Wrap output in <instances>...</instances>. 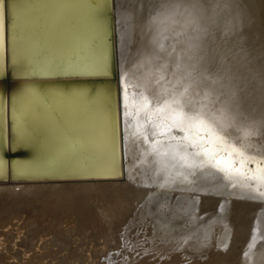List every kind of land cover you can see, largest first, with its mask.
<instances>
[{
	"label": "bare ground",
	"instance_id": "6f19581e",
	"mask_svg": "<svg viewBox=\"0 0 264 264\" xmlns=\"http://www.w3.org/2000/svg\"><path fill=\"white\" fill-rule=\"evenodd\" d=\"M148 2L132 33L136 0H0V192L112 188L150 210L168 246L197 249L191 264H264V163L246 159L264 157V0ZM16 198H3L17 205L1 229L40 238ZM78 198L73 217L90 220L95 207ZM2 245L0 264H56L39 245L19 258Z\"/></svg>",
	"mask_w": 264,
	"mask_h": 264
},
{
	"label": "rangeland",
	"instance_id": "374dc122",
	"mask_svg": "<svg viewBox=\"0 0 264 264\" xmlns=\"http://www.w3.org/2000/svg\"><path fill=\"white\" fill-rule=\"evenodd\" d=\"M146 1V2H145ZM149 0H136V6H135V11H134V14H133V16L128 20V21H130L131 23L134 21V27H132L133 29H131V32L132 33H136V31H138V29L137 28H139V25H140V21H141V15H143V13L147 10V8L151 5V3H149L148 2ZM144 2V3H143ZM140 4H142L141 6H140ZM147 4V5H146ZM148 4H149V6H148ZM140 6V8H138ZM145 6V7H144ZM141 9V10H140ZM146 9V10H145ZM139 10V11H138ZM140 12V13H139ZM142 12V13H141ZM135 15V16H134ZM140 18H139V17ZM133 19V20H132ZM137 19H139V20H137ZM138 22H137V21ZM129 23V22H128ZM138 23V24H137ZM130 24V23H129ZM137 24V25H136ZM136 25V26H135ZM137 29V30H136ZM242 37V36H241ZM240 37V38H241ZM239 38V39H240ZM242 39V40H241ZM240 39V41L241 42H243L244 43V39H245V37H242ZM244 40V41H243ZM236 41V43L240 46V44H242L241 45V47L243 46V43H241V42H239V41H237V40H235ZM129 41L127 40V42H126V44L128 43ZM248 44H249V49H250V51L251 50H256L257 49V51H260L261 49H259V48H256L253 44H252V48H250V44L251 43H249V41L247 42ZM247 46V47H246ZM246 46H244V47H246V48H248V45H246ZM243 47V48H244ZM259 49V50H258ZM262 52L264 53V51L262 50ZM262 52L260 53V52H257L258 54H261V56L263 55L262 54ZM253 53V52H252ZM256 53V52H255ZM254 54V55H256L257 57H258V59H260V57L258 56V54ZM264 56V55H263ZM264 58V57H263ZM263 58H261L262 59V61H264V59ZM230 74H232V72L230 73ZM232 76H234V77H236L235 76V74L234 75H232ZM253 137H255V139L256 138H259L260 136H258V135H255V136H253ZM261 138V137H260ZM236 140H237V142H238V144L241 146V145H244L243 143V141H242V139L240 138V139H238V138H236ZM222 151H223V149H221ZM249 153L250 154H248L247 155V163H249L250 165H253L252 163H253V160H255V161H257V160H260V162H262V163H264V157H262V155H261V152L259 151V149H249ZM250 159V160H249ZM244 163H246V161H244ZM144 184V183H143ZM88 186V187H87ZM139 186H142V189H139L140 191L141 190H143V189H146L147 188V186L146 185H139ZM78 187V186H77ZM82 187V188H81ZM84 187V188H83ZM92 187V188H91ZM99 187V188H98ZM101 186H98V185H82V186H80V187H78V190H77V188L76 187H72V190H71V188H68V189H70V190H68L67 188H58L57 186H55V187H53L52 189H51V187L48 189V188H46V187H43V188H39L40 189V191L38 190V189H33V188H31L30 190L28 189H16V188H12V189H14V190H12V189H10V191H4L5 193H7V194H9V195H7V194H5V197H8V196H10V195H12V196H15V197H17L16 198V200H18V201H20L21 203H23L24 204V206H27V207H25L24 209H26V210H30L31 211V213H32V215H31V213H30V215L31 216H37L38 217V226L40 227L41 226V228H40V234L41 235H39L40 236V238L39 237H37L38 236V234H39V231H38V233H36L35 235H31L29 232H28V230H30V229H28L27 228V231H26V228H24V227H21V229L19 230L18 229V231H17V233H16V237L14 236V233H12V234H9L8 232V234L7 233H5L4 231H3V229H1V227H0V231L2 230V232H0V234L2 235H0V243H2L3 245V248H2V251H5L4 253H6V252H8V254H12V253H15V254H17L18 256V258H19V256L20 257H22L21 255L25 252H23V250L26 248V250L28 251V252H32L33 250H34V245H35V247H37V245H39V246H41V248L40 249H42L43 250V252H44V250H45V255H46V257H48L47 259L49 260V258H51L52 259V257H50V253H51V255L53 256V254H54V256L56 257L55 258V263L56 264H184V263H186V264H191V259L195 256V254H196V252H197V249H193V248H191V249H189V247H185L184 246V248H182L183 246H179V245H175L174 244V246L172 247V245H173V243H169V245L170 246H168V242H167V239H166V241L164 240V234L162 235V230H163V227H162V230H161V232H159V233H161V234H159L158 233V231L159 230H157V229H155V231L157 232V234H159V235H157L156 233H155V235H157L158 237H156L155 235H154V231H153V229L156 227L157 228V226L159 225L160 227H161V225L160 224H158L157 223V221L154 219L155 217L152 215V214H150L149 212H150V210L149 209H146L142 204H141V206H140V203H138V202H131L132 204H130V202H126V201H122V198H120L119 196H118V194H116L117 192H113L114 190L112 189V188H109V190L111 189V191H109V192H111L110 194H106V193H104V192H106V190L105 191H103L101 188H100ZM46 188V189H45ZM81 188V189H80ZM87 188H91L90 190L89 189H87ZM103 189H105V187H102ZM16 189V190H15ZM34 191H33V190ZM43 189V190H42ZM59 189V190H58ZM67 189V190H66ZM101 189V190H100ZM46 190V191H45ZM64 190V191H63ZM75 190V191H74ZM96 190V191H95ZM19 191V192H18ZM33 191V192H32ZM35 191H37V192H35ZM56 191V192H55ZM81 191V192H80ZM102 191H103V193H102ZM4 192H3V194H1L2 192H0V215L3 213V211H4V214H8L10 211H12L11 210V208L12 209H16V205L17 204H15L14 205V202H12V201H10V199L8 200H6V199H3V198H5L4 197ZM67 192V193H66ZM72 192V193H71ZM108 192V191H107ZM108 192V193H109ZM41 193V194H40ZM45 194V196H44V194ZM65 193V194H64ZM92 193V194H91ZM95 193V194H94ZM17 194V195H16ZM72 194V195H71ZM80 194H82L83 196H85V198L86 199H84V197H82V195H80ZM2 195V196H1ZM7 195V196H6ZM20 195V196H19ZM41 195V196H40ZM74 195H77V197L75 198V196ZM78 195H80V197L78 196ZM99 195V196H98ZM19 196V197H18ZM65 196V197H64ZM72 196V197H71ZM3 197V198H2ZM44 197H46V198H44ZM83 198L84 199V202L86 203V205H88L87 203H91L92 205H93V207H95L93 210H95V211H93V215H97V216H93L92 215V213H90V220H89V218L88 219H86V218H84V216L85 215H83L82 216V214H78L77 216H76V213H75V217H73V214H74V212H73V206L71 207V205H73L74 204V201H73V199H75V200H77V198ZM97 197V198H96ZM1 198H2V200H1ZM73 198V199H72ZM78 198V199H79ZM94 198H95V200H94ZM112 198V199H111ZM116 198V199H115ZM49 199H51V200H49ZM80 199V200H81ZM56 200H58V201H56ZM87 200V201H86ZM95 201V202H92V201ZM115 200V201H114ZM120 200V201H119ZM4 201V202H3ZM29 201V202H28ZM48 201V202H47ZM50 201V202H49ZM111 201V202H110ZM135 201H136V199H135ZM12 202V203H11ZM47 202V203H46ZM73 202V203H72ZM30 203V204H29ZM56 203V204H55ZM71 205H70V204ZM82 203H83V200H82ZM89 203V204H90ZM99 203V204H98ZM110 203V204H109ZM113 203V204H112ZM114 203H115V205H114ZM139 205H137V204ZM41 204V205H40ZM48 204H50L49 205V207H48ZM54 205V208H53V206L52 205ZM84 204V203H83ZM129 204V205H128ZM134 204V207L132 206ZM57 205V206H56ZM116 205H118L117 207H116ZM12 206V207H11ZM50 206H51V208L54 210L55 208L57 209L58 207V209L57 210H55V212H49V211H52V209L50 210ZM56 206V207H55ZM129 206V207H128ZM18 207V206H17ZM47 207V208H46ZM113 207V208H112ZM122 207V208H121ZM126 207V208H125ZM131 207H133V208H131ZM142 207V208H141ZM36 208H38V209H36ZM128 208V209H127ZM144 208V209H143ZM45 209H47V211H44ZM49 209V210H48ZM71 209V210H70ZM134 210V211H131V210ZM135 209H136V211H135ZM143 209V210H142ZM241 210L242 209H244V208H240ZM240 209H239V212H241L240 211ZM257 209H260V207H257ZM257 209L255 210V212L257 213ZM39 210V211H38ZM115 210V212L113 213L112 211H114ZM122 210V211H121ZM166 209H159V211H158V213H161V212H163L164 213V211H165ZM59 211H61V214L59 213ZM91 211V212H92ZM98 211V212H97ZM119 211H121V213L119 214ZM129 211V212H128ZM130 211L131 212H135V214L134 213H131V214H134V215H136L135 217V219L132 217V216H134V215H132L131 216V214H129L130 216H127V214L128 213H130ZM259 211V210H258ZM6 212V213H5ZM69 212H71V213H69ZM97 212V213H96ZM116 212H117V214H116ZM122 212H125V213H122ZM245 212V211H244ZM243 212V213H244ZM46 213V214H45ZM54 213V214H53ZM58 213H59V215H58ZM66 213V214H65ZM99 213V214H98ZM111 213V214H110ZM142 213V214H141ZM242 213V212H241ZM259 213V212H258ZM38 214V215H37ZM48 214H50V217H47V216H49ZM122 214V215H121ZM124 214V215H123ZM125 214H126V216H125ZM43 215V216H42ZM63 217H62V216ZM108 215V216H107ZM117 215V216H116ZM122 217H121V216ZM143 215V216H142ZM35 216V217H36ZM67 216V217H66ZM69 216V217H68ZM125 218H124V217ZM78 217H80L79 219H77ZM95 219H94V218ZM119 217L120 218H122L123 220L125 219V221H123L122 219H119ZM46 220H45V219ZM62 218V219H61ZM65 218V220H63ZM67 218H69V220H70V218L73 220L72 221V223H70V221L67 219ZM100 218V219H99ZM128 218H133L132 219V221L130 222V219H128ZM139 218H143V219H145L144 221L143 220H139ZM67 219V220H66ZM84 219V221H82ZM93 219H94V221H95V223L93 222ZM106 219V220H105ZM119 219V220H118ZM129 221H128V220ZM152 219V220H151ZM45 220V221H44ZM80 220V221H79ZM122 221L121 223L119 222V221ZM126 220H127V222H126ZM153 222L154 220L156 221H154V223H149V222H151V221ZM64 221V222H63ZM69 221V222H68ZM77 221V222H76ZM100 221H102V222H100ZM133 221H136V222H133ZM139 221L141 222V223H143V222H145V228L146 229H150V226H151V228H152V230L150 229V230H147V233L149 232V233H151V232H153V235L156 237V240H154V241H157V242H155L154 243V241L152 240V239H155L154 238V236L152 235V234H147L146 233V229L144 228V226H143V228H142V225L139 223ZM23 222V218L21 219V220H19V224H21ZM39 222H41V224L39 223ZM75 222V223H74ZM88 222V223H87ZM119 222V223H118ZM127 223L126 225H129V226H126L125 225V223ZM146 222H147V224L149 225H146ZM57 223V224H56ZM69 223H70V225H69ZM131 223H132V225H133V223H134V227L132 226V227H130V225H131ZM136 223H137V225H136ZM54 224V225H53ZM63 224H65L64 226H63ZM67 224H68V226H67ZM77 224H79L78 225V229L76 228V226H77ZM92 224V225H91ZM102 224V225H101ZM119 224V225H118ZM126 228V229H128V231L130 232H128V233H124L125 235L122 237L121 235L123 234V232H126L127 230L126 229H124V227L122 226V225ZM151 224H158V225H156L155 227L153 226V225H151ZM222 224V223H221ZM53 225V226H52ZM84 225V226H83ZM94 225V226H93ZM138 225H141V226H138ZM223 226H220V228H222V229H224L225 228V226H226V224L224 225V224H222ZM72 226V227H71ZM74 226V227H73ZM101 226H103V227H101ZM148 226V227H147ZM159 226H158V228H159ZM45 227V228H44ZM52 227V228H51ZM85 227H86V229H85ZM91 228L90 230H89V228ZM97 227V228H96ZM129 227V228H128ZM140 227V228H139ZM154 227V228H153ZM51 228V229H50ZM76 228V229H75ZM100 230H99V229ZM103 228V229H102ZM107 228V229H106ZM135 228V229H134ZM138 228L140 229V231L138 230ZM25 229V230H24ZM53 229V230H52ZM70 229V230H69ZM88 229V231H90V232H86V230ZM113 229H114V231H113ZM121 229V230H120ZM123 229H124V231H123ZM142 229V230H141ZM160 229V228H159ZM221 229V230H222ZM5 230V229H4ZM42 230V231H41ZM52 230V231H51ZM61 230V231H60ZM78 230H81L80 232L78 231ZM92 230V231H91ZM104 230V231H103ZM123 231L122 232V234H121V232L120 231ZM126 230V231H125ZM145 230V231H144ZM45 231V233H47L45 236L43 235V233L42 232H44ZM64 231V232H63ZM111 231H113V232H111ZM4 232V233H3ZM20 232V233H19ZM76 234H75V233ZM102 232H103V235H102ZM138 232H140V233H138ZM143 232H145V233H143ZM23 233V234H22ZM24 233H26L25 235H24ZM28 233H29V235H28ZM49 233H50V235H49ZM51 233L53 234L52 236H51ZM63 233H64V235H63ZM88 233V234H87ZM108 233H110V234H108ZM134 233H137L138 235H136V234H134ZM4 234H6V235H4ZM22 234V235H21ZM78 234V235H77ZM119 234V235H118ZM128 234L130 235V234H132V235H130V238H129V236H128ZM134 234V235H133ZM142 234H143V236H142ZM10 235V236H9ZM21 235V236H20ZM28 235V236H27ZM51 236V238H48L49 236ZM96 235H97V237H96ZM99 235L101 236L100 238H99ZM106 235V236H105ZM108 235V236H107ZM148 235L150 236H153V237H151V239H150V237H149V239H148ZM18 236V237H17ZM22 236H24L23 238H20V237H22ZM32 236V237H31ZM58 236V237H57ZM61 238H60V237ZM74 236V239L72 238ZM93 236H94V238H93ZM121 236V237H120ZM125 236H127L128 237V239H127V237H125ZM133 236V237H132ZM162 237V239L161 240H159V238L160 237ZM44 237H46V239H44ZM106 239V237H107V239L105 240L106 242L104 243V238ZM118 237V238H117ZM125 237V238H124ZM143 237V238H142ZM2 238H4V239H2ZM9 238H15V239H12L11 241H9L10 239ZM32 238V242H30V239ZM40 240H39V239ZM41 238H43V239H41ZM48 238V239H47ZM67 238V239H66ZM73 240H72V239ZM97 238V239H96ZM131 238H132V240H131ZM65 239V240H64ZM86 239V240H85ZM109 239V240H108ZM125 239V240H124ZM127 239V240H126ZM149 241H148V240ZM3 240V241H2ZM18 240H20V241H18ZM43 240V241H42ZM46 240H48V241H46ZM91 240H94V241H90ZM101 240L103 241L102 243L104 244H102V243H100L101 242ZM108 240V241H107ZM126 241V242H124L123 243V241ZM135 240V241H134ZM144 240H146L145 242H144ZM164 240V241H163ZM14 241H16V242H14ZM42 241V242H41ZM56 241H57V243H56ZM84 241H86V242H84ZM100 241V242H99ZM109 241H110V243H109ZM132 241V242H131ZM133 241L135 242V245H136V243L138 244V242H140L139 243V245L140 244H142V245H144V247H146V248H144V247H142V245L141 246H138V245H136V246H138V247H141V248H138L137 250H136V247H132L131 245H133L134 243H133ZM138 241V242H137ZM142 241V242H141ZM162 241V242H161ZM9 242H10V245H9ZM39 242H41V243H39ZM50 242V243H49ZM71 242V243H70ZM88 242H89V244H91V248L90 247H87L88 246ZM95 242V243H94ZM133 243V244H130V243ZM152 242L154 243V244H152ZM165 242V243H164ZM101 245H100V244ZM129 245H128V244ZM11 244L13 245V247H11ZM21 244V245H20ZM57 244V245H56ZM85 244V245H84ZM93 244V245H92ZM96 244H98V246L96 245ZM148 245V246H145V245ZM161 244V245H160ZM167 244V245H166ZM48 245V246H47ZM50 245V246H49ZM56 245V246H55ZM87 245V246H86ZM100 245V246H99ZM166 245V246H165ZM17 246H19L18 248H16ZM21 246H22V248H21ZM53 246V247H52ZM55 246V247H54ZM90 246V245H89ZM92 246L94 247V248H92ZM96 246V247H95ZM134 246V245H133ZM167 246H168V248H167ZM57 247V248H56ZM98 247V248H97ZM101 247V248H100ZM178 247V248H177ZM24 248V249H23ZM95 248H97V249H95ZM129 248V249H128ZM167 248V249H166ZM175 248V249H174ZM181 248V249H180ZM187 248V249H186ZM15 249H16V251H15ZM91 249V250H90ZM100 249V250H99ZM147 249V250H146ZM179 249V250H178ZM86 250V251H85ZM145 250V251H144ZM166 250V251H165ZM194 250V252H195V254H194V252H192ZM188 251H190L189 252V254L192 252V254L191 255H189L190 256V258H188V257H185V256H187L188 254H186V253H188ZM86 252H87V254H86ZM89 252H90V254H89ZM170 254L172 255V254H174V255H172V257H170ZM182 254L184 255V256H182ZM14 255V254H13ZM70 255V256H69ZM89 255V256H88ZM178 255V256H177ZM169 257H170V259H169ZM181 257H185L184 258V260L185 259H187V261H189L190 260V263L189 262H186V260L184 261L183 259H180ZM177 258V259H176ZM22 258H20V260H21ZM62 261V262H59V261ZM175 260V261H174ZM180 260V261H179ZM182 261H184V262H182ZM57 262H59V263H57ZM179 262V263H178ZM19 264H21V262H19ZM46 264H50V263H46Z\"/></svg>",
	"mask_w": 264,
	"mask_h": 264
},
{
	"label": "snow or ice",
	"instance_id": "6c2138e0",
	"mask_svg": "<svg viewBox=\"0 0 264 264\" xmlns=\"http://www.w3.org/2000/svg\"><path fill=\"white\" fill-rule=\"evenodd\" d=\"M122 79H124L123 76H122ZM33 91H34V90H33ZM52 94L63 95V93L56 92L55 90L52 91Z\"/></svg>",
	"mask_w": 264,
	"mask_h": 264
}]
</instances>
